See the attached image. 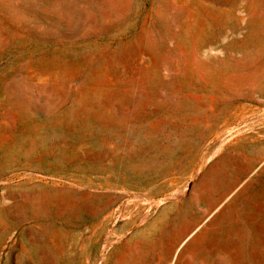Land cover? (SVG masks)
Wrapping results in <instances>:
<instances>
[{"label":"rangeland","instance_id":"obj_1","mask_svg":"<svg viewBox=\"0 0 264 264\" xmlns=\"http://www.w3.org/2000/svg\"><path fill=\"white\" fill-rule=\"evenodd\" d=\"M0 264H264V0H0Z\"/></svg>","mask_w":264,"mask_h":264}]
</instances>
